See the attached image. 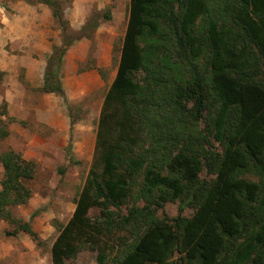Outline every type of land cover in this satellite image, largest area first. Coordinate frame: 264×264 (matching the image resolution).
<instances>
[{
  "label": "trees",
  "instance_id": "1",
  "mask_svg": "<svg viewBox=\"0 0 264 264\" xmlns=\"http://www.w3.org/2000/svg\"><path fill=\"white\" fill-rule=\"evenodd\" d=\"M27 1L48 5L62 30V45L47 57L40 90L67 101L64 56L82 38H91L111 13L94 16L72 39L61 0ZM187 100L193 107L185 114ZM207 118L215 141L230 132L228 146L214 165L215 183L202 187L205 199L183 235L151 209L133 207L118 223L106 215L110 204L120 207L131 199L159 207L181 198L185 185L196 183L204 170L197 122ZM9 134L0 128V139ZM71 148L70 143L72 161ZM0 163V220L15 226L4 235L24 232L38 240L31 225L13 214L32 196L28 183L36 165L14 150L0 154ZM252 167L264 172V0H130L93 163L72 217L59 227L51 264H68L86 250L97 253L99 264H109L123 243L114 230L142 218L146 229L122 251L120 264H177L171 260L175 248L185 264H220L223 253L229 256L225 264H264L263 189L242 177ZM96 209L99 218L91 216Z\"/></svg>",
  "mask_w": 264,
  "mask_h": 264
},
{
  "label": "rangeland",
  "instance_id": "2",
  "mask_svg": "<svg viewBox=\"0 0 264 264\" xmlns=\"http://www.w3.org/2000/svg\"><path fill=\"white\" fill-rule=\"evenodd\" d=\"M61 3L72 39L88 20L94 16L101 18L106 10L111 13V19L103 21L91 38H82L64 56L61 81L67 101L57 94L41 92L42 87L30 81L43 86L47 57L62 45L63 33L51 8L27 0H0V128L10 133L0 139V154L14 150L36 165L35 178L28 183L32 196L26 205L13 208V214L29 223L38 237L35 240L24 232L6 237L4 232L15 230V226L0 220V264H51V247L59 227L72 217L75 202L91 169L100 111L117 73L130 0H61ZM18 63L29 64L30 69ZM13 78L14 115L5 98ZM18 85L23 91H19ZM192 107L193 102L187 100L182 112L188 114ZM206 115L210 116L207 111ZM197 132L202 143L200 157L204 170L196 183L185 185L181 198L169 199L159 207L156 202L131 199L120 207L110 204L106 215L118 223L133 207L151 209L157 219H167L183 235L187 220L205 199L202 187L215 183L214 165L223 159L230 136L228 132L221 141H215L208 118L197 122ZM70 143L72 161L67 154ZM3 177L0 163V189ZM242 177L261 184L263 192L260 195H264L263 171L252 167ZM91 216L99 218L101 211L93 210ZM146 225L142 218L114 230L123 243L110 257L109 264H120L122 251L143 234ZM242 241L243 238L238 239ZM228 257L223 253L220 264H225ZM171 260L185 264L176 248ZM68 264L99 263L97 253L86 250Z\"/></svg>",
  "mask_w": 264,
  "mask_h": 264
},
{
  "label": "crops",
  "instance_id": "3",
  "mask_svg": "<svg viewBox=\"0 0 264 264\" xmlns=\"http://www.w3.org/2000/svg\"><path fill=\"white\" fill-rule=\"evenodd\" d=\"M18 66H22V67H25V68L30 69V65H29V64L25 65V64L21 63V64L19 65V63H18ZM16 69H17V68H14V71H16ZM28 72H29V73H28V77H29V76H30V71H28ZM12 81H13V83L10 84L11 86L8 87V88L6 89V92H5V98H6L7 101L10 103V110L12 109V113H13V115H14V78L12 79ZM30 81H31L32 85H34V86H36V87H42L41 83L38 84V85H36V84L33 83V80H32V79H30ZM18 86H19V85H18ZM19 91H23V89H21L20 86H19ZM18 93H19V92H18Z\"/></svg>",
  "mask_w": 264,
  "mask_h": 264
}]
</instances>
